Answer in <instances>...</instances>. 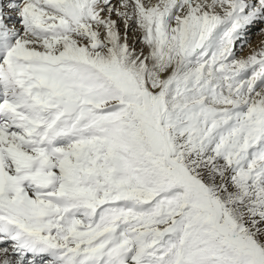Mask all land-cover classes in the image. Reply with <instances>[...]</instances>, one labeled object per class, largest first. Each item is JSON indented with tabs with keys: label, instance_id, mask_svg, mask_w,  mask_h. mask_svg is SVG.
Returning <instances> with one entry per match:
<instances>
[{
	"label": "snow or ice",
	"instance_id": "1",
	"mask_svg": "<svg viewBox=\"0 0 264 264\" xmlns=\"http://www.w3.org/2000/svg\"><path fill=\"white\" fill-rule=\"evenodd\" d=\"M252 34L264 0H0V264H264Z\"/></svg>",
	"mask_w": 264,
	"mask_h": 264
},
{
	"label": "bare ground",
	"instance_id": "2",
	"mask_svg": "<svg viewBox=\"0 0 264 264\" xmlns=\"http://www.w3.org/2000/svg\"><path fill=\"white\" fill-rule=\"evenodd\" d=\"M261 39H264V37H261V36L257 35L256 40L253 41V42H251V46H252L253 48L257 47V45L259 44V42H260ZM248 51H249V49L246 48V49L244 50V52L241 53V55H247V54H248Z\"/></svg>",
	"mask_w": 264,
	"mask_h": 264
},
{
	"label": "rangeland",
	"instance_id": "3",
	"mask_svg": "<svg viewBox=\"0 0 264 264\" xmlns=\"http://www.w3.org/2000/svg\"><path fill=\"white\" fill-rule=\"evenodd\" d=\"M254 37H256V36H254Z\"/></svg>",
	"mask_w": 264,
	"mask_h": 264
}]
</instances>
